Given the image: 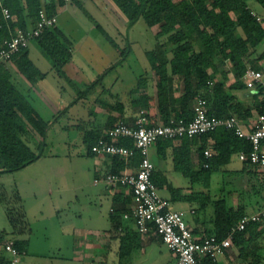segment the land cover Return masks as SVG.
<instances>
[{
	"label": "rangeland",
	"instance_id": "obj_1",
	"mask_svg": "<svg viewBox=\"0 0 264 264\" xmlns=\"http://www.w3.org/2000/svg\"><path fill=\"white\" fill-rule=\"evenodd\" d=\"M97 1L99 8L88 0L72 2L71 8L77 14L74 29L78 35L81 31L82 39L79 44L74 41L71 50L77 52L75 59L80 57L81 62L70 64L68 71L62 69V64L59 65V60L55 58L61 53L59 43L54 56L35 43L32 44L36 51L32 46L30 48L35 62L38 63L40 59L42 69L51 71L47 80L56 88L59 110L44 102L19 71H15L14 75L11 73L12 80L21 91L31 92L29 100L40 111L39 115L45 122V129L40 133L32 130L27 135H21L30 150L39 155L38 158L21 168L0 172V192L12 198L5 203L0 197V253L8 257L3 249L6 240H26L18 264H169L167 255L172 251L160 236L155 235L156 239L148 246L141 238L142 234L136 229L132 230L134 226L130 230L134 232L129 241H123L122 255L112 246L104 260L83 256L87 250L77 229L97 228L113 233L116 230L110 208L120 207L123 199L127 200L126 209L133 205L130 195L122 199L119 195L114 198L116 188L101 181L94 183L95 178L105 173L104 160L111 155L90 154V139L86 134L106 118L103 116L104 109L107 110L106 114L114 113L112 106L116 101L124 103L125 119L132 115L135 117L138 107L131 103L134 89L147 86L152 90L156 81L147 51L155 50L159 58L167 62L172 47L166 34L157 35L160 26H149L143 17H139L127 31L117 33L108 14L111 3L107 0ZM247 2L264 18V6L255 0ZM88 11L95 17L94 23L86 14ZM97 23L105 29H96ZM263 47L264 41L257 49ZM62 55L66 57L64 50ZM258 61L254 60L253 64H259ZM259 62L264 65V59ZM77 68L79 73L75 72ZM93 75L99 77L95 82L91 80ZM54 76L57 78L54 79ZM192 155L193 168L198 170L201 168L198 151L195 150ZM150 156L155 162L162 159L155 146L150 147ZM241 167L242 161L234 152L229 162L218 169L200 170L203 179L209 180V186L203 181L192 180L178 168H165L162 170L159 192L169 200L173 209H197V215L187 213V222L191 223L204 213L205 219L211 221L214 211L212 200L224 196L229 204H237L240 191L237 189L244 178ZM252 181L259 187L254 177ZM261 192L264 191L261 189ZM18 194L21 198L15 201L13 198ZM205 195L210 197V202L202 207L201 198ZM8 207L18 216L17 226L9 221ZM248 211L253 210L249 208ZM23 224L24 228L20 231ZM72 227L77 229L72 232ZM144 247H147L146 252ZM258 247H264V232L247 250L253 252ZM230 248V264H247L252 258L251 253L247 258L241 256L233 244ZM93 250L96 253L102 251L96 247Z\"/></svg>",
	"mask_w": 264,
	"mask_h": 264
},
{
	"label": "trees",
	"instance_id": "obj_2",
	"mask_svg": "<svg viewBox=\"0 0 264 264\" xmlns=\"http://www.w3.org/2000/svg\"><path fill=\"white\" fill-rule=\"evenodd\" d=\"M116 7L126 16L129 24L143 17L149 26L159 25L157 35L166 34L172 42L171 56L167 62L161 60L155 50L147 51L151 68L156 81L153 94L141 93L133 100L134 106L146 109L149 124L167 122L170 117L190 119L193 114V103L199 96L207 102V112L219 116L235 114L244 115L239 102L235 101L233 89L242 88L245 84L242 74L248 66L253 67V61L264 59V47L257 49L264 41V18L258 20L252 13L253 8L248 0H112ZM264 6V0H255ZM8 7L11 18L4 19L0 9V45L12 34L16 27L28 28L27 18L37 17V11L44 7L47 13L54 12L52 3L41 6V0H3ZM258 14V13H257ZM99 26V24H97ZM47 29L39 37L49 35ZM52 42L43 45L51 56L57 52L58 42L50 35ZM58 44V45H57ZM17 69L26 77L35 79L43 75L28 57L26 48L21 49L12 57ZM232 72L234 80L226 88L225 80ZM98 79V78H97ZM94 80L93 82L97 81ZM137 91V89L135 90ZM12 80V74L4 65L0 68V172L21 168L39 155L32 152L21 135L35 130L38 133L45 129V122L28 99L21 93ZM172 92H180L175 96ZM105 123L104 128L89 130L86 134L89 141V153L95 154L91 146L102 134L105 128L114 124L117 119H125V105L116 101ZM260 113H264V101L258 103ZM134 116L128 117L133 122ZM204 142L213 145V154L205 158L203 147L198 148L200 169H194L191 160L190 138L182 137L179 146H173L171 139H159L158 154L165 155V149L172 148L175 168L192 180H204L200 170L211 171L229 162L234 152L251 150V144L237 136L232 129L218 127L215 130L199 135ZM125 145L132 142L123 139ZM264 145V140H263ZM138 153L131 159L132 164L138 162ZM204 160L209 167L202 166ZM125 167V161L117 155H111L110 167L106 172H117ZM244 178L237 189L238 202L229 206L224 196L212 200L214 206V226L211 233L218 238L225 237L232 226L247 214L248 209L257 211L264 207V170L250 162L242 160L241 169ZM254 177L259 187L252 181ZM153 179L160 185L158 172H153ZM2 195V196H1ZM4 194L0 197L4 201ZM210 202L208 195L202 196L201 206ZM120 207H112L111 218L117 222L121 213L126 210L127 200L121 201ZM251 206V207H250ZM118 210V211H117ZM7 214L12 225L17 226L18 216L8 207ZM24 228L21 225L20 231ZM264 232V218L249 222L245 229L237 231L232 238V244L238 248L239 254L252 258L247 264H262L264 262V247L250 252L247 247ZM21 254L26 240L12 239ZM5 243V242H4ZM1 244V242H0ZM8 257L0 253V264H5ZM203 264H218L209 256L202 259Z\"/></svg>",
	"mask_w": 264,
	"mask_h": 264
},
{
	"label": "built area",
	"instance_id": "obj_3",
	"mask_svg": "<svg viewBox=\"0 0 264 264\" xmlns=\"http://www.w3.org/2000/svg\"><path fill=\"white\" fill-rule=\"evenodd\" d=\"M0 9L4 19L11 18V13L3 0H0ZM252 13L258 20L262 19L255 11ZM56 22L55 13L49 14L44 7H40L33 26L26 29L16 27L14 32L3 40L0 45V68L10 61L15 53L27 48L32 39L40 36L43 30L52 28ZM242 80L245 84L256 87L257 93L264 99L262 70L248 66L242 74ZM193 111V116L188 120L170 117L167 122L149 124L146 109L141 108L133 122L127 119L117 120L112 126L105 128L91 146L95 154L117 155L125 161L124 168L117 172H106L95 178L94 183L101 181L113 188L123 187L124 195L131 196L133 205L123 211L121 217L131 221L142 235L160 236L174 254L173 264H203L202 259L205 256L216 259L231 245L237 231L245 229L249 222L264 218L262 207L243 215L223 238H218L214 234L197 237L185 219L186 212L171 208L169 200L159 192V187L153 179L155 164L150 157V147L159 139L194 137L218 127L229 128L251 144L249 153L243 150L238 152L239 158L241 160L248 158L259 168H264V113H258L247 128L235 114L223 116L209 114L207 102L201 96L195 99ZM123 139L131 141L132 146L122 143ZM202 151L205 158L210 157L213 154V145H207ZM136 153L139 155L138 162L132 164L131 159ZM202 166L209 167V162L204 160ZM118 228L124 229L121 225ZM3 249L8 254L5 264H18L20 253L13 241L7 240Z\"/></svg>",
	"mask_w": 264,
	"mask_h": 264
},
{
	"label": "crops",
	"instance_id": "obj_4",
	"mask_svg": "<svg viewBox=\"0 0 264 264\" xmlns=\"http://www.w3.org/2000/svg\"><path fill=\"white\" fill-rule=\"evenodd\" d=\"M41 1H42L41 6H46L49 3L53 4V6H54V12L53 13H55L57 15V22L55 23V25L52 28L47 29L48 32H50L49 35H44L42 37L38 36V37L32 39L29 42V45L27 46L26 50L28 53V57L35 64L36 68L40 72L43 73V75L41 77H37L35 79H31V78L26 77L22 72H20L17 69L15 62L12 59L10 61H8L4 66L7 67L12 74L15 71H19L20 75L22 77H24V79H26L30 83V85H32V87H34L38 96L40 95L44 99V102L53 106V108L55 110H59L58 109L59 99H58V96L55 95L56 88H54V85L47 80L51 71H49L48 69H42L40 59H38V63L35 62V59L32 57V55H30V53H31L30 48L33 47V49H34L33 51H36V48L34 47V45L32 43H35V45L37 44L40 46V48H43V45L45 46V43L52 42L51 37H49V36L53 35L56 42H58L60 44V47H58V50L61 51L60 55L59 56L56 55L55 58L59 60V65L62 64L61 68L62 69L64 68L65 70L68 71V69L70 68V64L74 63L76 65L77 63L81 62L80 57H77L78 58V59L76 58L77 60L75 59L77 52L71 50V44H74V41H76V43L79 44V42L82 39V36H81V31H79L80 33L78 35V34H76V31L74 29L75 28L74 27L75 26L74 21H76V19H77V17H76L77 14H76V11L72 10L71 7L73 6L72 2H75L76 0H68V1H65V0H41ZM88 1L90 3H92V5L94 7H97V8L100 7L97 0H88ZM107 1H109L111 3L110 4L111 5L110 6L111 11L108 14H109V16L113 22L114 30L117 33H123L124 31H127V29H130L132 27L133 23L132 24L128 23L126 16L116 7V5L114 4V2L112 0H107ZM86 14H87L88 18H90V20L94 23L96 19L93 16V14L90 13L89 11ZM260 16L263 17L262 15H260ZM35 20H36L35 17L29 16L27 18V27L33 26L35 23ZM77 24H78V21H77ZM97 24H99V26L95 25L96 29H98V30L105 29V28H103V26L100 23H97ZM124 25H126V28ZM63 50L66 53L67 58L63 57V55H62ZM262 60L263 59H261L259 61H262ZM259 61H258L259 64L254 63L252 65H253V67H255L257 69L262 70L264 73V65L260 64ZM75 69H76V66L73 70H75ZM78 70L79 69L77 68V70L75 72L79 73ZM56 78L57 77L54 76V79H56ZM94 78L95 77L93 75V77H91V80L94 81L97 79V78H95V79ZM233 80H234L233 74H232V72H230L228 74V78L225 80L226 88L229 86V84ZM144 86H145V84H144ZM136 89H137V91H135ZM138 89H140V90L138 91ZM233 92L235 94V101L239 102V104L242 107V111L244 112V115L241 116L240 118L239 117L238 118L241 119V121L244 123V125L248 128V127H250V124L253 122L255 116L258 113H260L259 109H258V103L261 101H264V99L261 98L260 95L257 93L256 87L249 86L247 84H245L242 88L233 89ZM21 93H23V95L31 103V101L29 100V96H30L31 92H23L22 91ZM141 93L153 94V87H152V90H149V87H147V86L144 88L143 87H140V88L136 87L134 89V97L132 98V102H131L132 104H133V100L137 99ZM179 93L180 92H172V94L175 96L179 95ZM32 106L35 108V110L38 113H40V111L36 108V106L34 104ZM133 106H134V104H133ZM139 109H141V108L138 107L137 110L135 111L136 112L135 116L138 113ZM106 111L107 110H105V109L103 111V116L106 118H104V120H101V123H96V125L94 126V129L95 128H101L102 129L105 127V123H106L108 115H109V112H107V114H106ZM126 119H128V118H126ZM100 124H102L103 126H98ZM171 141H172L173 146H179L181 144L180 139H171ZM209 144H211L210 141L204 142L198 136L191 137L190 143H189V147L191 149V160L192 161L194 160L192 154L195 150L198 151L199 147L204 148ZM153 146H155L156 151L158 152L157 143L154 144ZM160 156L162 157V159H160L159 162H155L153 160L152 161L155 164L154 171L158 172L160 179H161L162 178V170H164L165 168L169 170L171 168H175V166H174V158H173L171 147L166 148L165 149V155H160ZM170 159H172V160H170ZM198 159H199V154H198ZM169 161L171 162L170 164L172 167L169 165ZM104 162H105L104 163L105 168L106 169L109 168L110 163H111V156L109 157V159H105ZM193 163H194V161L192 162V164ZM195 181H203V183L206 184L204 182V180H195ZM206 185L209 186V183ZM158 187H159V185H158ZM120 188L121 187H119V189L118 188L115 189L114 198H116L119 195V197L122 199V197L125 196L124 191H123L124 189H122V188L120 189ZM119 197H118V199H119ZM3 198H4L5 203L9 202L10 199L12 200V198L9 199L5 195L3 196ZM20 198H21V196H19V194H18L16 196H14L13 199L15 201H17V200H20ZM227 203H228V200H227ZM228 205L229 206H236L237 204H229L228 203ZM181 210H184L186 212V215H187V213H189L191 215H197V209L195 207H190L189 209H186V210L181 209ZM191 210H193V212H191ZM213 210H214V206H213ZM247 212L249 213V212H253V211H247ZM204 216H205V213L203 215L197 216L194 219V221H192L191 223L187 222L191 226V228L193 229V232L195 233V235L197 237H203L205 235L212 234L211 230L214 226L213 218L211 221H207ZM213 217H214V211H213ZM113 224H114V227L116 230L113 233H111V232L107 233V232H104V231L97 229V228H94V229L82 228L83 229L82 230L81 228L77 229V227H72L73 228L72 232H74L75 229H77L78 232H80L78 234L80 236V238L83 237V242H84L83 245H84V248H86V250H87L83 253L84 258L87 257L90 259H95V260L97 259L99 261L104 260V259H106L108 249H109V251H111L112 246H113V248L116 247L115 248L116 252H119L121 255L123 254V249H122L123 241L124 242L129 241L128 238H130L131 233L134 232V231L130 232V230L133 228V223L131 221H128V220L124 222L122 219L118 218L117 222H115L113 220ZM120 225L124 227L123 230H120L118 228ZM134 229L135 228H133L132 230H134ZM141 238L144 241H146V245L151 246V244L156 239V236L154 234L153 235H141ZM12 239H8V240H12ZM15 239H17V238H15ZM117 241H119V242H117ZM95 247L98 250H102V251L97 252V253L94 252L93 249ZM230 247H231V245L224 251L223 254H220L219 256H217V258L215 260L217 261L218 264H230V259H229L231 257L230 256V251H231ZM143 250H144V252H146L147 247L146 248L144 247ZM167 259L169 261V264H173L175 261L174 254L172 252L168 253Z\"/></svg>",
	"mask_w": 264,
	"mask_h": 264
}]
</instances>
